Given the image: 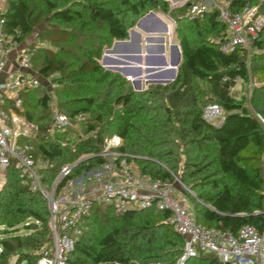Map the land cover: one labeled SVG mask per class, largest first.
<instances>
[{
  "label": "trees",
  "instance_id": "16d2710c",
  "mask_svg": "<svg viewBox=\"0 0 264 264\" xmlns=\"http://www.w3.org/2000/svg\"><path fill=\"white\" fill-rule=\"evenodd\" d=\"M223 1L233 15L248 5L259 6L264 17V1ZM157 11L170 13L176 22L182 62L172 83L135 91L130 81L104 70L99 61L115 41L129 39L142 17ZM187 13V5L170 10L166 0H8L0 13L3 34L17 44L35 37L39 47L30 51L33 71L52 82L51 91L40 86L21 93L24 118L40 129L23 141L33 147L35 160L54 165L43 171L52 181L63 166L84 157L89 159L72 177L101 165L104 140L118 136L123 140L119 150L131 156L134 172L170 183L178 177L190 189L194 198L187 197L197 224L234 236L245 225L262 232L264 125L256 114L264 118V26L249 50L225 54L220 47L228 28L217 11L196 20ZM141 80L146 86L145 73ZM250 80L258 84L249 100L252 109L231 95L238 81ZM202 84L208 92L199 89ZM211 104L223 108L220 127L203 119ZM54 109L68 118L86 115L82 135L71 130L47 138ZM169 217L155 209L118 213L95 206L80 221L82 235L68 264H176L185 240ZM51 245L47 202L8 166L0 187V264L12 259L14 264H37ZM186 264L222 263L206 253Z\"/></svg>",
  "mask_w": 264,
  "mask_h": 264
},
{
  "label": "built area",
  "instance_id": "2783aa9c",
  "mask_svg": "<svg viewBox=\"0 0 264 264\" xmlns=\"http://www.w3.org/2000/svg\"><path fill=\"white\" fill-rule=\"evenodd\" d=\"M168 2L170 10L187 5L190 20L217 11L218 19L228 28L227 38L220 47L225 54L237 49L249 50L252 39L257 38L258 31L264 26L259 6L247 5L233 15L228 3L223 0ZM165 15L171 23V31L172 28L175 31V20L170 13ZM17 45L3 34L0 18V187L5 179V169L12 165L23 183L48 204L52 245L42 251L37 264H68L69 255L82 235L81 219L90 217L93 208L98 205L110 206L118 213L148 209L169 212L168 222L185 240L183 254L176 264H186L189 259L206 253L218 257L222 264H264V230L260 232L254 226L245 225L234 236L227 231L197 224L188 197H185L190 189L178 177L170 183L134 172L129 162L131 156L119 150L123 140L118 136L104 140L103 150L98 155L103 158L101 165L72 177L79 164L89 159L84 157L63 166L52 181L46 180L43 171L54 168V165L49 161L35 160L33 147L23 141L36 136L40 129L24 118L21 93L39 88L50 78L44 79L33 71L30 50L17 55V69L5 76L6 56ZM245 85L250 99L252 88L258 84L250 80ZM49 106L53 108L54 101H49ZM249 108L252 109L251 105ZM256 116L264 125V118L260 114ZM203 119L215 127L222 126L223 108L217 104L207 106L203 110ZM87 120L84 114L68 118L54 109V119L45 136L64 135L71 130L82 135L81 127Z\"/></svg>",
  "mask_w": 264,
  "mask_h": 264
},
{
  "label": "water",
  "instance_id": "95a60500",
  "mask_svg": "<svg viewBox=\"0 0 264 264\" xmlns=\"http://www.w3.org/2000/svg\"><path fill=\"white\" fill-rule=\"evenodd\" d=\"M136 28L137 29L130 30L129 40L115 41L111 48L106 49L105 54H120L123 58L125 57L137 61L139 66L134 70L135 75L141 77L143 68L145 69L146 74H148V80L145 87H148L149 85H168L175 81L178 69L182 62V54L179 45L173 46L172 49H174V55L171 62L173 67L166 69L168 67V61L165 54V36L158 35L160 32H162V28L164 31H167V26L163 23V20L155 12H150L138 21ZM154 42H157L158 44L151 46V48L150 45H147ZM144 46H147L146 50H144ZM154 50L157 52V54H153ZM106 55H104V58H106ZM155 57L157 61H150L152 58L155 59ZM115 62L127 64L124 61H120L118 59H116ZM108 70L116 72L113 69ZM151 73H156V75H154L156 77L159 76L161 80H152L150 78V76H153L150 75ZM127 80L130 81L128 78ZM131 83L135 91L144 90L141 79Z\"/></svg>",
  "mask_w": 264,
  "mask_h": 264
},
{
  "label": "rangeland",
  "instance_id": "374dc122",
  "mask_svg": "<svg viewBox=\"0 0 264 264\" xmlns=\"http://www.w3.org/2000/svg\"><path fill=\"white\" fill-rule=\"evenodd\" d=\"M162 20H164L163 22H165V25L167 26V31L166 32H164V30H162V32H160L159 34H161V35H165V53H166V57H167V61H168V63L170 62V58H172V56L174 55V49H172V47L173 46H175V45H179V40H178V37H177V34L174 32V30H173V28H172V33H171V28H170V26L168 25V24H170L171 25V23H170V21H169V18L165 15V14H163V13H161V12H155ZM33 39H32V41H30V51H31V53H33V52H37V48L39 47V45L36 43V39H35V37H32ZM129 40V39H128ZM194 41H196V38H194L193 39ZM32 44H34V45H32ZM144 48H145V46H144ZM109 49V48H108ZM33 51V52H32ZM105 51H106V49H105ZM105 51H104V53H103V55H102V58H101V60L99 61V63H100V65L103 67V69L104 70H108L107 68H112V67H118V66H120V65H117V64H104V60H103V58H104V55H106L105 54ZM154 54V53H153ZM106 56H112L111 54H109V55H106ZM114 57V56H113ZM172 62V61H171ZM129 63V65L131 66V64H134V65H138V63L137 62H135V61H129L128 62ZM169 67H173L172 66V63L171 64H169ZM166 69H168V67L166 68ZM109 71V70H108ZM112 72V71H111ZM121 74H122V72L121 71H119ZM114 73H117V74H119V75H121L120 73H118V72H114ZM143 75H144V72H143ZM142 75V76H143ZM122 76V75H121ZM123 77V76H122ZM123 78H125V79H127L128 77H123ZM129 79V78H128ZM130 80V79H129ZM131 81V80H130ZM131 82H133V81H131ZM254 82V81H253ZM132 84V83H131ZM42 87H47V89L49 90V91H51V89H52V82L51 81H48V82H45L44 84H42ZM143 88L144 89H146L147 87H145V86H143ZM201 91H203V92H208V88H207V86L206 85H204V84H202V85H200V88H199ZM252 91H253V88H252ZM252 91H251V93H250V98H251V94H252ZM231 95L234 97V98H236L237 100H244V102H243V104L244 105H247V106H249L250 105V99H248V96H249V92L247 91V87H246V85H245V83H243V82H241V81H238V83L236 84V86L234 87V88H232L231 89ZM7 114L8 115H10V112L8 111L7 112ZM8 125L10 126V124L8 123ZM190 193V195H191V197L192 198H194V196L191 194V192H189ZM185 197H187V196H185ZM188 200H189V204H190V206H191V198H189L188 197ZM191 208V207H190ZM23 232V231H22ZM15 261H16V259H12L11 260V262H10V264H14L15 263Z\"/></svg>",
  "mask_w": 264,
  "mask_h": 264
},
{
  "label": "bare ground",
  "instance_id": "6f19581e",
  "mask_svg": "<svg viewBox=\"0 0 264 264\" xmlns=\"http://www.w3.org/2000/svg\"><path fill=\"white\" fill-rule=\"evenodd\" d=\"M177 1V0H176ZM176 1H174V2H176ZM164 24H165V22H163ZM169 25V24H168ZM171 28V27H170ZM162 30H163V28H162ZM164 32H166V31H164ZM172 33V32H171ZM158 35H161V34H158ZM163 36H165V35H163ZM158 43L157 42H154V43H152V44H147L148 46L150 45V48H151V46H155V45H157ZM147 49V46H145V49L144 50H146ZM153 53L154 54H157V52L154 50L153 51ZM108 55V54H107ZM112 56H106V58H104V64H117V65H121L122 67L120 68V67H112V68H107V69H113L114 71H116V72H118V73H120L119 71H121V72H123L124 74H122L123 76H125V74H131V75H133V76H135V77H139V76H137V75H135V69L137 68V67H131L130 65H129V61H135V60H133V59H128V58H123V57H121V55L120 54H111ZM114 56V57H113ZM116 59H118V60H120V61H124L125 63H127V64H123V63H116L115 62V60ZM173 60V56H172V58H170V62L168 63V69H170L171 67H169V64H171V61ZM150 61H157V59H156V57H155V59H151ZM135 62H137V61H135ZM145 64V63H144ZM139 65V64H138ZM143 72L145 73V75L146 76H148V74H146V71H145V69L143 68ZM121 74V73H120ZM156 75V73H151L150 75H153L152 77L150 76V78L152 79V80H154V81H160L161 80V78H159V76H155ZM142 75H143V73H142ZM159 75V74H158ZM126 77V76H125ZM142 77V76H141ZM141 77H139L140 79H141ZM163 79H165V78H163ZM148 80V79H147ZM165 81V80H164Z\"/></svg>",
  "mask_w": 264,
  "mask_h": 264
},
{
  "label": "crops",
  "instance_id": "0c3cea01",
  "mask_svg": "<svg viewBox=\"0 0 264 264\" xmlns=\"http://www.w3.org/2000/svg\"><path fill=\"white\" fill-rule=\"evenodd\" d=\"M7 7H8V0H0V13L4 12L7 9ZM134 29H137V28L135 27ZM32 39L33 38L31 37L25 42H23L22 44H18L13 49H11L9 54H7L6 65H5V76L14 72L17 69L16 57L21 51L30 50V47H31L30 41H32ZM0 51H1V47H0ZM1 56H2V53L0 52V57Z\"/></svg>",
  "mask_w": 264,
  "mask_h": 264
}]
</instances>
